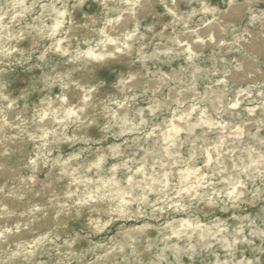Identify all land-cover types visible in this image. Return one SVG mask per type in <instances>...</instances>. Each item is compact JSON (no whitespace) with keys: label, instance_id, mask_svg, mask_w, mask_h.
<instances>
[{"label":"rangeland","instance_id":"rangeland-1","mask_svg":"<svg viewBox=\"0 0 264 264\" xmlns=\"http://www.w3.org/2000/svg\"><path fill=\"white\" fill-rule=\"evenodd\" d=\"M238 1L0 0V264H264Z\"/></svg>","mask_w":264,"mask_h":264},{"label":"crops","instance_id":"crops-1","mask_svg":"<svg viewBox=\"0 0 264 264\" xmlns=\"http://www.w3.org/2000/svg\"><path fill=\"white\" fill-rule=\"evenodd\" d=\"M221 12L224 13L222 25L247 28L253 42L254 38L260 42V46L252 50L253 58L257 59L259 64L253 65L257 73L264 74V0H239Z\"/></svg>","mask_w":264,"mask_h":264}]
</instances>
